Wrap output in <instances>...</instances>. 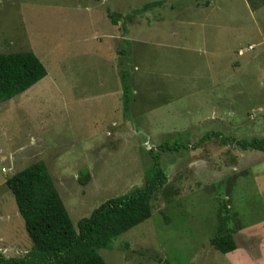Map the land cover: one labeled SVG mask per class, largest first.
<instances>
[{
    "label": "rangeland",
    "instance_id": "1",
    "mask_svg": "<svg viewBox=\"0 0 264 264\" xmlns=\"http://www.w3.org/2000/svg\"><path fill=\"white\" fill-rule=\"evenodd\" d=\"M0 52H32L47 72L0 102L4 257L32 247L11 175L44 162L76 227L144 186L152 149L167 183L147 220L98 251L105 264H264V152L229 141L264 139V0H0ZM224 221L226 254L210 245Z\"/></svg>",
    "mask_w": 264,
    "mask_h": 264
},
{
    "label": "trees",
    "instance_id": "2",
    "mask_svg": "<svg viewBox=\"0 0 264 264\" xmlns=\"http://www.w3.org/2000/svg\"><path fill=\"white\" fill-rule=\"evenodd\" d=\"M46 74L44 65L32 52H0V102L27 91ZM122 88L123 110H126L129 97L124 82ZM213 136L220 135L206 133L201 140H210ZM229 141L243 151L264 152V139L231 138ZM185 147L180 143H163L159 150L178 152ZM148 153L153 163L144 186L106 200L89 216L78 220L76 227L44 162H35L11 175L4 185L14 197L32 247L23 257L8 258L0 252V264H105L98 251L112 249L114 240L147 220L151 216V200L167 183L159 156L152 149ZM79 175L80 182L88 181L86 170ZM218 231L222 234L210 240L211 247L223 254L234 251L237 244L233 233L225 230V221ZM159 263L170 264L166 260Z\"/></svg>",
    "mask_w": 264,
    "mask_h": 264
},
{
    "label": "crops",
    "instance_id": "3",
    "mask_svg": "<svg viewBox=\"0 0 264 264\" xmlns=\"http://www.w3.org/2000/svg\"><path fill=\"white\" fill-rule=\"evenodd\" d=\"M1 194H5V192ZM13 219L14 216L6 213L3 205L0 203V238L4 239L7 237L12 240L15 226Z\"/></svg>",
    "mask_w": 264,
    "mask_h": 264
},
{
    "label": "built area",
    "instance_id": "4",
    "mask_svg": "<svg viewBox=\"0 0 264 264\" xmlns=\"http://www.w3.org/2000/svg\"><path fill=\"white\" fill-rule=\"evenodd\" d=\"M1 171H2L3 173H4V172H6V170H5L4 168H2V170H1Z\"/></svg>",
    "mask_w": 264,
    "mask_h": 264
}]
</instances>
